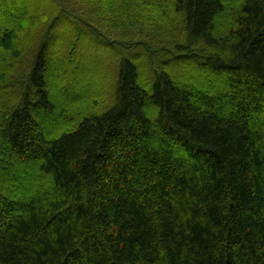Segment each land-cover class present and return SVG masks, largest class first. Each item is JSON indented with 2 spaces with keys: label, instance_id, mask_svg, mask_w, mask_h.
I'll list each match as a JSON object with an SVG mask.
<instances>
[{
  "label": "trees",
  "instance_id": "16d2710c",
  "mask_svg": "<svg viewBox=\"0 0 264 264\" xmlns=\"http://www.w3.org/2000/svg\"><path fill=\"white\" fill-rule=\"evenodd\" d=\"M0 25V264H264V0H0Z\"/></svg>",
  "mask_w": 264,
  "mask_h": 264
},
{
  "label": "rangeland",
  "instance_id": "374dc122",
  "mask_svg": "<svg viewBox=\"0 0 264 264\" xmlns=\"http://www.w3.org/2000/svg\"><path fill=\"white\" fill-rule=\"evenodd\" d=\"M62 29H64V31L65 30H67V31H69V29L67 28V27H63V28H61L60 27V31L62 30ZM3 27L0 25V33L2 34L3 32ZM70 32V31H69ZM86 43V41L85 40H80V43H79V46H80V48H87V43ZM66 44V43H65ZM68 46H65V48H63V50L59 53L60 55H61V53H62V56H60L61 58H59V60H58V62H62V63H69V61L67 62V61H65V62H63V59L64 60H66L65 58H64V52H66L67 50H68ZM89 51V50H88ZM58 54V53H57ZM95 56L96 54H95V52L94 51H92L91 50V52H88V54H87V56H88V58H89V61L87 62V63H85V64H83V65H80L81 66V68H83L84 69V71H85V69H86V77H84L83 75L82 76H79V79H80V81L81 82H83V83H85V82H87L88 84H90V83H94L95 82V79H94V81H93V77H98V78H100L101 79V76H102V73L106 70V68L109 70V72H110V75H111V72L113 73V76L109 79V80H107V82L105 81V82H103V86L106 88L105 90L106 91H108V89H111V88H113V83H114V81H113V79H114V75H115V72H113V68L111 67V66H109L110 64L108 63V65H107V67H105V69L103 70V69H101V71H99V73H96L95 74V70H93V71H95L92 75H89L88 73H89V71H88V69L90 68V66H89V63H90V60H92V58L93 57H91V56ZM98 55L99 56H102V54H101V52H98ZM104 55H105V57L107 58V60L109 61H112L113 60V56L112 55H110V53H108V50L107 49H105V53H104ZM58 57H59V55H58ZM62 60V61H61ZM107 61V62H108ZM82 69V70H83ZM90 70V69H89ZM62 73H64V71H63V68H62V66H58V68H57V74L59 75V76H61L62 75ZM74 73H76V71H74ZM100 75V76H99ZM146 75V74H145ZM77 78H78V76H76ZM59 82V83H58ZM58 83V84H57ZM53 85H54V89H55V91H58V87L59 86H65V83H63V82H60V78L59 79H56V82L55 83H52ZM99 87H101V86H99ZM7 90V89H6ZM60 90V89H59ZM8 92H9V89H8ZM6 94H4L3 95V97L5 98L6 96H5ZM8 97V96H7Z\"/></svg>",
  "mask_w": 264,
  "mask_h": 264
}]
</instances>
